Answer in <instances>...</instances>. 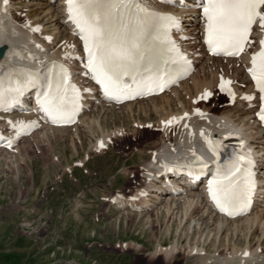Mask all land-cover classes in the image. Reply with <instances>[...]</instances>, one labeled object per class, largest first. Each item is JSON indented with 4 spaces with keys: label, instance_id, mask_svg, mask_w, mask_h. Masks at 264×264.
Masks as SVG:
<instances>
[{
    "label": "rangeland",
    "instance_id": "374dc122",
    "mask_svg": "<svg viewBox=\"0 0 264 264\" xmlns=\"http://www.w3.org/2000/svg\"><path fill=\"white\" fill-rule=\"evenodd\" d=\"M197 70L202 73L199 67ZM170 98L168 102L157 99V113L151 101L133 103L131 112L108 107L99 116L95 111L91 128L84 122L62 131L40 127L17 138V149L0 150V264H151L156 260L187 264L157 255L158 243L169 247L179 240V246H186L194 239L209 250L214 241L207 237H212L208 232L213 226L195 233L199 231L195 228L198 215L192 228H187L188 222L177 231V219H164V209L157 217L153 209L117 208L113 200L116 194L127 197L144 186L151 148L162 136L153 128L140 129L132 120H152L155 128L160 116L180 109L179 102ZM213 102L211 98L204 105L210 108ZM215 102L219 112L228 106L224 95L221 102ZM1 120V130L8 131ZM114 129H122L126 135H114L106 148L95 150L96 140L103 133L111 135ZM133 131L139 138L131 137ZM235 236L240 242V236ZM256 240L257 235L250 239L251 244Z\"/></svg>",
    "mask_w": 264,
    "mask_h": 264
},
{
    "label": "bare ground",
    "instance_id": "6f19581e",
    "mask_svg": "<svg viewBox=\"0 0 264 264\" xmlns=\"http://www.w3.org/2000/svg\"><path fill=\"white\" fill-rule=\"evenodd\" d=\"M27 1L28 4L26 5L23 0H16V2L9 0L8 4H5V0H0V47L4 48V53L0 56V71L6 68H21L22 66L38 70L46 62L59 61L68 67L71 80L81 84L83 90L85 87H91L92 89L93 86L88 83L85 76L81 74V70L75 66L76 63L72 60L73 56L79 54V46L62 14L60 4L49 3L45 0L41 2L40 0ZM17 4H20V6H16ZM30 7L34 8L31 10ZM24 12L26 13L23 14ZM18 13L19 15H16ZM201 21L199 16L192 18L183 15V31L175 33V36L182 48L193 59L195 67L198 65L199 71H202V73L199 74L195 69L187 80L160 96L118 106V108L124 107L131 112L133 103L140 104L151 101L157 113L159 112L156 105L157 99L162 98L168 102L171 99L170 97L173 96L179 102L180 109L165 111L166 113L160 116L157 122V129H162L163 135L156 142V146L151 148L150 159L146 162L145 173H143L144 186L134 190L126 199H123L119 194L113 199L121 208L139 209L141 211L153 209L157 217L162 216L161 212L164 209V219L171 216L177 219V224H179L177 225V231L178 228L183 229L188 222L190 223L187 228H192L190 224L193 222L192 220H195V215L199 216L197 220L202 221L201 223L199 220L196 222L195 228L199 231L195 233L201 234L204 228L210 225L213 226V229H209L208 232V234H212V237H207L209 240L214 241L209 250H206L203 244H197L194 239L193 242L189 241L188 244H185L186 246H179V240L173 241L174 243H171L172 245H169V247H164L161 243H158L156 254L162 255L163 259L169 260V262L174 260L179 263L183 261L187 264H264V194H262L263 203L260 205L259 210L256 212L251 210L246 216L228 220L212 211L202 190L188 191L182 187L181 192L173 196L168 193V190L171 191L173 187L168 182H162L160 166L165 160H171L172 158L185 159L188 156L196 157V153L200 152L203 143L206 144L205 137L218 142L219 138L216 134L221 128L236 131L242 137L244 147L252 151L255 157L259 159L258 161H260L259 157H261V151L264 149V139L252 116L253 110L251 107L254 102H247L244 99L246 95L254 94L257 91L245 73L246 55L243 54L237 59L208 57L200 46ZM35 29H38V31ZM256 30H260V33L264 31L258 26ZM181 36L187 37V39H180ZM194 45H199V49H194ZM222 80L231 82L232 94L234 93V98L229 95L227 108L225 107L219 113V107L215 102V105L213 104V107L211 106L209 109H200L199 107L206 100L202 98L204 91L208 89L214 94ZM33 92L34 90L28 94L29 98ZM198 97H201L200 102H197ZM215 98V101L220 102V96L218 99L217 96ZM240 102L242 106L238 107L241 104ZM83 107L84 113L78 119V122H84L83 124L88 128H91L90 123L95 122V111L99 116L100 113H105L108 107L112 108L110 104L100 102L95 93L85 94ZM87 110L91 111V114H88L89 116H85ZM198 110L202 111L201 115L196 114ZM173 116L182 118L178 125V131L174 134L169 133L168 128L161 125L168 122ZM13 117H17V119ZM1 118L7 125L8 131L5 134L13 140L12 150L19 147L17 146L18 143L16 144V139L25 136L27 130L33 129L34 131L40 127L51 131L66 130V128H56L42 124L38 116L32 113L18 114L17 116L0 114ZM88 118L90 119L87 120ZM132 121L143 130H149L148 128L154 126L152 120L141 121V119H135ZM9 122H12V124L23 123L27 127L17 135L16 129ZM74 128H76L75 125ZM121 130L116 129L111 135L110 133H103L104 136H101V138L107 144L114 135L116 137L126 135L123 131L120 132ZM136 131L131 133V137H134V139L139 138ZM139 131L142 130L139 129ZM201 133H203V136ZM101 138L94 143V149L97 151L100 150L97 143ZM167 181L171 182L173 179ZM165 199L167 200L165 201L166 204L164 203L165 205L162 208H158ZM235 235L240 236V242L234 240ZM256 235V242L251 244L250 239ZM221 237H223L222 245L219 244ZM242 240L244 243H241ZM241 244H244V246H241ZM218 246L222 247L218 248ZM258 249H261L260 252H258ZM177 254L181 255V260L178 259ZM151 264H162V262L156 260Z\"/></svg>",
    "mask_w": 264,
    "mask_h": 264
},
{
    "label": "snow or ice",
    "instance_id": "6c2138e0",
    "mask_svg": "<svg viewBox=\"0 0 264 264\" xmlns=\"http://www.w3.org/2000/svg\"><path fill=\"white\" fill-rule=\"evenodd\" d=\"M177 2L185 6L184 0ZM66 3L68 18L83 41L87 57L85 74H91L106 99L120 102L162 91L190 70L191 61L173 39L174 31H183L179 17L151 10L145 0H66ZM198 7L204 20V43L213 55H239L249 43L253 26L259 23L264 29V0H200ZM260 43L261 49L252 56L249 72L264 102V40ZM70 80L68 67L56 62L42 71L6 68L0 71V108L18 103L28 88L39 86L37 103L45 116L53 123L70 122L81 107L80 89ZM226 83L231 82L222 80L221 91H225ZM210 95L205 92L202 98ZM258 115L264 121V106ZM9 123L17 135L27 127L23 123ZM205 142L208 150L218 155V142L207 137ZM197 160L202 168L207 167L199 157ZM254 169V159L242 141L240 150L226 162L217 161L208 193L220 211L233 216L251 208L256 190Z\"/></svg>",
    "mask_w": 264,
    "mask_h": 264
}]
</instances>
